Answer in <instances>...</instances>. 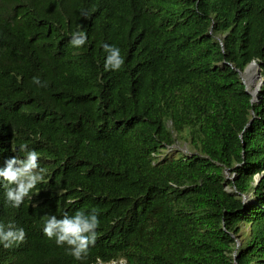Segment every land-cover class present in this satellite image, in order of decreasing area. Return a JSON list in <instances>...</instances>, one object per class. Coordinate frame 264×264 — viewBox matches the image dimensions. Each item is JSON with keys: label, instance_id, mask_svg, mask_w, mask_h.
<instances>
[{"label": "trees", "instance_id": "trees-1", "mask_svg": "<svg viewBox=\"0 0 264 264\" xmlns=\"http://www.w3.org/2000/svg\"><path fill=\"white\" fill-rule=\"evenodd\" d=\"M31 150L30 198L12 207L0 181V224L26 232L0 264H264V0H0V167ZM93 209L85 259L44 235Z\"/></svg>", "mask_w": 264, "mask_h": 264}, {"label": "clouds", "instance_id": "clouds-1", "mask_svg": "<svg viewBox=\"0 0 264 264\" xmlns=\"http://www.w3.org/2000/svg\"><path fill=\"white\" fill-rule=\"evenodd\" d=\"M87 18L88 13H82ZM87 41L86 33L77 31L73 34L71 44L80 48ZM107 57L105 69L119 71L125 63L121 51L116 46L103 45ZM34 83L40 84L38 78H34ZM43 86V85H42ZM27 145L21 146V151H25ZM39 153L35 150L27 151L25 158L13 156L5 161L0 167V181L6 182L7 201L14 208H19L24 203L25 198H30V193L39 183L44 182L46 168L39 163ZM44 235L48 239H55L57 246L67 245V254L75 260L85 259L89 254L90 246H93L98 238L97 229L100 226L97 210L93 209L90 214L84 211H77L74 215L64 214L61 219L55 215L45 217ZM26 232L23 228H17L13 223L7 226L0 224V244L5 249L24 243Z\"/></svg>", "mask_w": 264, "mask_h": 264}, {"label": "rangeland", "instance_id": "rangeland-1", "mask_svg": "<svg viewBox=\"0 0 264 264\" xmlns=\"http://www.w3.org/2000/svg\"><path fill=\"white\" fill-rule=\"evenodd\" d=\"M258 73V71H257ZM241 79H243L242 75H241ZM243 81L245 82V80L243 79ZM258 81V80H257ZM257 81H256V76H253L252 78L250 77V83L251 82H255L254 86H257ZM246 84V82H245ZM247 86V84H246ZM247 88L249 89V91H251L252 89L254 88H250L247 86ZM256 91V88L254 90V92ZM187 154V153H190V149L188 147L187 144L183 143V142H180V143H176L175 145L169 147L168 149H166L165 151H163L162 155H161V159H163L164 157H167V158H176L178 157L180 154ZM226 177L227 178H232L233 175L229 176L228 173H226ZM225 190L230 192L231 191V188L226 186L225 187ZM114 264V263H112ZM118 264H124L122 261H120Z\"/></svg>", "mask_w": 264, "mask_h": 264}, {"label": "water", "instance_id": "water-1", "mask_svg": "<svg viewBox=\"0 0 264 264\" xmlns=\"http://www.w3.org/2000/svg\"><path fill=\"white\" fill-rule=\"evenodd\" d=\"M251 64H256V65H257V63H256L255 61H252L249 65H251ZM249 65H248V66H249ZM248 66H247V67H248ZM247 67H246V68H247ZM257 67H258V73H257L258 84H257V87H256V93L258 94L259 91H260L261 85H262V83H263V80H262L261 75H260V72H259L260 68H259L258 65H257ZM246 68H245V69H246ZM245 69H244L242 72H239V76H240V77H241V75L244 73ZM241 80H242V83L244 84V90H245V92L248 93L249 95H251V100H250L251 103L257 102V101H258L257 94H256L255 97H253L251 91L248 90V88H247L245 82L243 81V79H241ZM258 181H259V178L256 177V178H255V183H257ZM245 200H246V197H243V202H244ZM237 246H239V243H238V242H237ZM236 248H237V247H236Z\"/></svg>", "mask_w": 264, "mask_h": 264}, {"label": "bare ground", "instance_id": "bare-ground-1", "mask_svg": "<svg viewBox=\"0 0 264 264\" xmlns=\"http://www.w3.org/2000/svg\"><path fill=\"white\" fill-rule=\"evenodd\" d=\"M253 65H256V64H253ZM252 64L251 65H249L246 69H245V71H244V73L242 74V77H243V79L245 80V82H246V84H247V86L248 87H252V88H254V89H252L251 90V93H252V95H253V97H255L256 96V91L254 92V90H255V88L257 87V86H254V84H255V82H251L250 83V77L252 78L253 76H256L257 77V71H258V67H257V65L256 66H253ZM257 84H258V82H257ZM249 90V89H248Z\"/></svg>", "mask_w": 264, "mask_h": 264}]
</instances>
